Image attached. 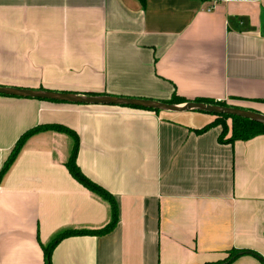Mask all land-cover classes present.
<instances>
[{
	"label": "crops",
	"instance_id": "obj_1",
	"mask_svg": "<svg viewBox=\"0 0 264 264\" xmlns=\"http://www.w3.org/2000/svg\"><path fill=\"white\" fill-rule=\"evenodd\" d=\"M0 86L167 100L264 114V0H0ZM214 116L0 96V168L22 133L60 124L118 220L71 235L51 264H264V134L220 143ZM72 138L29 136L0 180V264H45L106 201L68 172Z\"/></svg>",
	"mask_w": 264,
	"mask_h": 264
},
{
	"label": "trees",
	"instance_id": "obj_2",
	"mask_svg": "<svg viewBox=\"0 0 264 264\" xmlns=\"http://www.w3.org/2000/svg\"><path fill=\"white\" fill-rule=\"evenodd\" d=\"M63 92H73V91H63ZM77 93V92H73ZM87 95H94V93H86ZM55 101V100H50ZM167 103H173V104H179L184 103L186 100L183 97L177 95L175 92L172 93L169 99L167 100H159ZM193 101H200L204 103H212V104H218V105H226L224 102H217L210 98H194ZM264 102V99L262 100ZM59 102V101H56ZM133 108H141L146 109L154 112H159V110L155 109H148L143 107H136V106H128ZM214 116V119L206 124L205 126L194 130L196 133H201L207 130L211 126L219 125L221 127V132L218 136V141L220 143H231L235 140H246L249 138H252L256 135L264 134V124L261 122H257L254 120H250L247 118H242L239 116H233V115H226V114H211ZM230 119V123H227V120ZM46 130H53L56 132H61L64 134L69 135L72 138V147L69 154L68 159L64 163L68 172L70 175L82 186H84L86 189H88L93 194L97 195L102 200L106 201V203L109 206V220L102 226L94 229L90 228H68L63 229L60 232H58L52 239L43 246L44 251V257H45V264H51L50 263V256L51 251L54 248V246L57 244L58 241H60L64 237H68L71 235H104L112 231L117 223L118 220V209L116 201L113 197V195L107 191L104 187H102L97 182L90 179L88 176H86L80 167L76 163V154L78 151L79 146V138L76 132L71 130L68 127L62 126L60 124H41L37 125L33 128H30L29 130L25 131L21 134V136L16 141L15 145L13 146L12 150L10 151L7 159L4 161L2 167L0 168V180L2 176L5 174V172L8 170V168L11 166L13 161L15 160L16 156L18 155L22 145L26 141V139L31 136L34 133L40 132V131H46ZM229 134V135H228ZM241 253H252L253 255L257 256L255 252H250L247 250H238V249H230L227 251V256L223 258L222 260H218L215 262H204L202 264H229L231 261H233L236 257H238Z\"/></svg>",
	"mask_w": 264,
	"mask_h": 264
},
{
	"label": "water",
	"instance_id": "obj_3",
	"mask_svg": "<svg viewBox=\"0 0 264 264\" xmlns=\"http://www.w3.org/2000/svg\"><path fill=\"white\" fill-rule=\"evenodd\" d=\"M0 96H12L33 98L41 100H55L59 102L78 104H111L121 106H136L148 109H155L163 112H184L200 111L209 114H226L247 118L264 124V114L238 108L234 106L204 103L200 101H186L184 103L173 104L154 99L124 97L114 95H87L73 92H63L46 89H29L14 86H0Z\"/></svg>",
	"mask_w": 264,
	"mask_h": 264
},
{
	"label": "rangeland",
	"instance_id": "obj_4",
	"mask_svg": "<svg viewBox=\"0 0 264 264\" xmlns=\"http://www.w3.org/2000/svg\"><path fill=\"white\" fill-rule=\"evenodd\" d=\"M227 123H230V119L227 120ZM229 135V134H228Z\"/></svg>",
	"mask_w": 264,
	"mask_h": 264
}]
</instances>
